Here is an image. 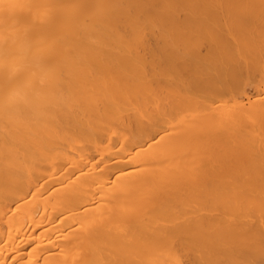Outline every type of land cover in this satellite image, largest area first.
Segmentation results:
<instances>
[{
    "label": "bare ground",
    "instance_id": "1",
    "mask_svg": "<svg viewBox=\"0 0 264 264\" xmlns=\"http://www.w3.org/2000/svg\"><path fill=\"white\" fill-rule=\"evenodd\" d=\"M0 264H264V0H0Z\"/></svg>",
    "mask_w": 264,
    "mask_h": 264
},
{
    "label": "rangeland",
    "instance_id": "2",
    "mask_svg": "<svg viewBox=\"0 0 264 264\" xmlns=\"http://www.w3.org/2000/svg\"><path fill=\"white\" fill-rule=\"evenodd\" d=\"M247 83H249V84H247ZM251 81L249 82V81H247L246 82V84H245V88H246V90L248 91V92H253L254 90H255V84H253V83H251ZM252 88H254V90L252 89ZM250 90V91H249ZM253 90V91H252Z\"/></svg>",
    "mask_w": 264,
    "mask_h": 264
}]
</instances>
